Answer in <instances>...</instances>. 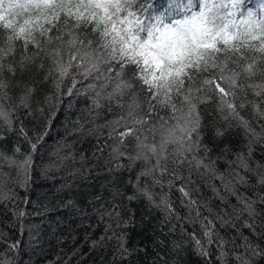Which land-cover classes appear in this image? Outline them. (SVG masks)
<instances>
[{"label":"snow or ice","instance_id":"obj_1","mask_svg":"<svg viewBox=\"0 0 264 264\" xmlns=\"http://www.w3.org/2000/svg\"><path fill=\"white\" fill-rule=\"evenodd\" d=\"M153 7L152 0H0V132L19 124L30 147L22 160L15 158L19 147L11 155L0 151V201L16 198L4 190L12 180L5 166L16 172L12 182L24 186L43 139L38 131L29 137L16 112L42 117L44 106L83 93L92 98L89 114L80 117L84 124L94 109H119L104 127L115 168L135 175L128 181L132 192L117 189L114 199L142 201L160 210L164 222L186 220L163 191L175 189L202 230V236L188 233L199 255L208 257L215 245L220 264H256L264 258V241L256 239L264 237V0L259 12L245 0H174L151 13ZM34 70L40 78L25 81ZM41 87L46 91L38 96ZM230 129L243 134V148L225 145L213 158L208 131L221 139ZM197 183L208 184L223 207L203 206L204 216L192 198L190 185ZM104 215L115 228L109 225L112 236L101 241L115 238L121 256L131 255L122 229L134 224V212L125 219L112 205ZM226 228L236 235L225 239ZM159 260L157 253L154 264Z\"/></svg>","mask_w":264,"mask_h":264},{"label":"trees","instance_id":"obj_2","mask_svg":"<svg viewBox=\"0 0 264 264\" xmlns=\"http://www.w3.org/2000/svg\"><path fill=\"white\" fill-rule=\"evenodd\" d=\"M173 2L152 0L154 7L150 11L163 12ZM260 3L261 0H245V7L259 12ZM41 75L34 70L31 76L25 75L24 80H38ZM45 91L46 88L41 87L37 95L42 96ZM18 94L17 91L15 95ZM44 107L42 117L26 115L22 109L16 112L28 136L33 137L38 131L43 134V139L32 153V166L24 186L12 182L16 177L15 170L4 168L12 177L4 190L11 188L16 198L0 201V259H11L13 264H154L159 253L163 260L158 264H164V261L167 264H220L215 245L209 246L208 257L195 250L188 233L195 231L202 236V230L198 223L190 222L189 209L181 204V193L175 189L169 191L165 187L163 191L168 192L177 216L188 218L186 220L164 222L165 215L160 210L149 208L142 201L129 204L126 200L114 199L117 189L121 193L132 192L128 181L135 175V171L129 172L124 167L115 168L117 161L113 159V144L108 138L110 129L104 127L106 121L116 118L119 109L113 107L111 113L106 108L94 109V119L84 124L80 117L89 114L90 95L66 96L56 108ZM77 123L84 124L79 132L73 131ZM19 126L15 124L13 130L0 132L3 136L0 151L11 155L13 149L19 147L20 152L15 158L22 160L30 147L18 134ZM244 139L239 130L230 129L221 139H215L209 130L205 143L215 158L225 145L233 151L241 150ZM120 163L126 165L128 161ZM136 167L138 169L139 164ZM218 167L223 169L222 161ZM208 184L190 185L194 189L192 198L200 202L204 216L208 212L203 206L214 211L223 207ZM156 191L161 190L157 188ZM248 194L252 195L251 192ZM112 205H119L125 219L129 211L135 214L134 224L122 229L127 233V247L131 251L126 257L118 252L115 238L101 241L105 235L112 236L111 231H105L109 225L115 228L113 221L104 215ZM21 212L24 215H20ZM240 230L247 234V229ZM220 235L229 239L236 232L226 228ZM256 239L264 241L260 235ZM16 242H19L18 247L10 250L9 246ZM256 264H264V258H257Z\"/></svg>","mask_w":264,"mask_h":264}]
</instances>
